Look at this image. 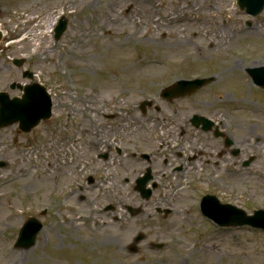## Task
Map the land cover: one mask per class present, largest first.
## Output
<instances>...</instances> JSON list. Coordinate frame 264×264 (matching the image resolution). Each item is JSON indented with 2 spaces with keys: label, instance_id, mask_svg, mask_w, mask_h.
<instances>
[{
  "label": "rangeland",
  "instance_id": "obj_1",
  "mask_svg": "<svg viewBox=\"0 0 264 264\" xmlns=\"http://www.w3.org/2000/svg\"><path fill=\"white\" fill-rule=\"evenodd\" d=\"M62 14L69 25L56 39L55 26ZM247 18L236 0H0V90L20 94L9 85L32 81L23 76L31 69L34 80L45 84L53 98V115L31 132L20 131L17 123L0 128V159L9 161L0 169V264H264V229L219 226L200 213L198 198L211 185L210 176H200L201 182L178 171L170 178L160 176L151 198H143L135 184L145 161L139 155L131 157L137 144L142 150L159 146L155 131L173 134L176 145L188 140L193 150L202 144L203 131L192 124L184 125L186 133L181 135L179 127L156 126L153 118L162 122L163 115L155 109L148 108L147 113L139 109L143 98L160 91L165 71L182 67L186 76L223 73L219 78L232 86L238 104L245 107L233 117L241 142L249 149L238 156L256 157L249 167L237 161L238 174L221 168L215 175L218 184L210 191L249 213L264 207V176L259 174L264 173V91L242 80L246 66L264 60V11L250 17L259 23L258 29L246 31ZM219 39L225 41L223 46ZM242 51L253 60L234 54ZM20 57L24 61L14 63ZM211 81L205 85L212 86ZM205 88L209 89L206 86L195 96L214 99L222 85L212 87L210 95ZM195 96L191 101L180 98L183 118L166 120L182 122L190 117L184 118V112L216 111V103L212 107L191 103ZM115 111H123L125 117L116 119L126 134L124 140H110V146L94 134L88 114L103 122L106 112ZM207 139L215 148L202 159L212 160L218 145ZM116 140L129 144L131 151H116ZM88 144L95 145L93 157L87 153ZM227 145L225 149L231 148ZM106 150L110 157L99 158L97 154ZM227 156L222 158L224 166ZM99 164L108 165L105 172L92 169ZM162 164L157 162L159 168ZM249 169L255 173L249 174ZM89 174L96 181L82 198L76 182L86 183ZM186 182L198 187H183ZM109 204L114 208H106ZM128 205L143 210L132 215ZM157 205L175 209L170 220L157 214ZM31 215L44 223L37 242L15 246ZM184 216L188 220L183 221ZM139 232L146 237L133 253L128 246ZM157 242L164 246L158 248Z\"/></svg>",
  "mask_w": 264,
  "mask_h": 264
},
{
  "label": "flooded vegetation",
  "instance_id": "obj_2",
  "mask_svg": "<svg viewBox=\"0 0 264 264\" xmlns=\"http://www.w3.org/2000/svg\"><path fill=\"white\" fill-rule=\"evenodd\" d=\"M258 16V15H257ZM256 16V17H257ZM255 17V18H256ZM252 21V20H251ZM259 23H257L258 25ZM253 26V25H252ZM160 64V62H158ZM150 64V63H147ZM145 64V65H147ZM177 71H168L166 74H163V76H165V78H163V80H168L166 78H170L172 80L179 78V77H191L193 75H188L186 76L185 74H188L187 72H184L185 70L182 67H179L178 69L176 68ZM210 75L212 73H204V75ZM223 74V73H217V75H215V73H213L212 75L216 76L217 78L213 79L211 81L212 86H209L211 84H207V85H203V87L201 89H199L198 91L188 94V95H184V96H180L178 98H173V99H161L163 106L159 107L157 104L155 105H150L148 108L151 109H155V112L160 115L162 114L163 117V121H159L160 118L156 116L154 117V114H152V117H154L153 119L156 120V126L161 127L162 129H169L171 127H179L181 128V132L180 134L183 135L184 133H186L185 131V127L184 125L186 124H192L193 127L197 130H202V134H201V140H202V144H200L199 146L195 147L193 150V147H191V144L188 140H181L182 143H177L176 147H169L168 149L166 148V145H168L167 142L164 143L161 142L159 147H154V149L152 150L151 154L149 157L144 156L142 154V160L145 161V163L143 164V168L140 171V174H142L143 172L147 171V166L150 165L152 166L154 172H155V176H161V177H166V178H170L171 175H174L175 173H177V171L181 174H186L188 176L191 175H207V176H215V175H220V171L221 168H223L222 170L227 173H241L239 171V169L234 168V165L236 164V162L239 161L241 162L242 167L245 166H250L253 162V160L255 159V154H249L247 157H244L242 160H240L239 156L243 151H248L249 149L247 147H245L243 145V143L241 142V138H240V134L237 131V125L239 124L237 121H235V119L233 118L236 111H240L242 109H244L245 107H240L236 101L234 99H236V95L234 94L233 90H232V86L226 85L222 82V79L219 78V76ZM171 76V77H168ZM160 77V76H159ZM221 83L222 85V90H220V92H217V90H215L217 93L214 94V99H200L199 97H196L195 94H197L198 92H203V88L208 86V90L207 88H205L204 90L209 92V95L214 91L213 89L215 87H219V84ZM213 87V89H212ZM226 88V89H224ZM216 89V88H215ZM208 92H204L203 94L206 95ZM193 97V102L194 104H200L203 105V107L205 105H208L210 107H212L215 103V112H213L214 108H207L208 111L210 112H204L207 113L211 118H213L215 120V126H212L210 130H205L203 128V122H195L192 120V116H186V112H184V118H188L187 121H175V122H169L168 120H166L167 118H171V117H178V118H183L182 116V110L181 107L184 105L183 102L180 100V98H188V101H191V97ZM219 96V98H218ZM216 100V101H215ZM191 105V104H190ZM146 108L144 111L141 109V106L139 105V109L141 110L142 113H147L149 111V109ZM204 109V108H203ZM117 112V114H114L113 112H106L104 115H106L107 120H103V122L101 121L99 123V126L95 127V121H94V116L92 115V113L88 114L89 120H90V126L94 132V134L98 135L99 139H103L107 144H110V140H112L113 138L116 139H120V140H124V135L126 134V130L123 126V123H121L122 121H117L116 118H124L125 116L122 114L123 111H115ZM233 114V115H232ZM141 117H139V121H140ZM234 119V120H233ZM114 133V136H111V134ZM156 133V131H155ZM167 133V132H166ZM169 134V133H167ZM205 136H204V135ZM227 134L230 138H231V143L228 142L227 140L224 141V135ZM106 135V136H104ZM247 136L250 137L249 132L246 133ZM223 136V137H220ZM207 137H210L215 144L218 145V148L216 147V152H215V158H213L212 160L210 158H204L202 159L203 153H210L211 149L215 148L211 142V140L208 142ZM226 137V136H225ZM249 137L247 139H249ZM130 140L133 139H138L135 137H129ZM149 139H152L151 134L149 135ZM168 140H173L176 141V139L173 137V134H169V137L166 138ZM142 140V139H141ZM156 141V140H155ZM116 143L120 142V141H115ZM230 143L231 144V148H227L225 149V146H228L227 144ZM249 144L251 145V142H249ZM87 146V153L88 155L91 154L92 157L94 156L95 153V145L94 144H88ZM109 146V147H110ZM254 146V145H252ZM238 147V151L237 153L234 152L235 148ZM209 148V149H208ZM111 149V147H110ZM118 152H122V150L120 149V147L115 146V148ZM93 150V151H92ZM188 150H190V152H188ZM226 151V152H224ZM192 152V153H191ZM107 154L108 157H110V151H105V152H99L97 155L99 158H102L104 154ZM229 154V156H227L226 158L229 159L228 164L226 166L222 165V163L224 162L222 160V158L225 157V154ZM91 155H89L91 157ZM96 156V154H95ZM135 158L137 157L136 154H134ZM94 161L95 158H93ZM108 159V158H105ZM230 159H235V160H230ZM161 160L162 161V166H160V168L157 166V162ZM226 160V159H224ZM177 161V162H175ZM248 161V164H245V162ZM198 162H201L202 164H199ZM203 162L205 163L203 165ZM88 169H91V162L86 164ZM108 168L107 164H102V165H94L92 167V169H94L95 171L98 170V172L100 171H105ZM247 172V171H245ZM258 172V171H257ZM255 170L254 169H249V174H254ZM64 173L61 172V175L58 174V176H62ZM91 177V175L87 176V180H89ZM63 179V178H62ZM220 183V182H219ZM77 186L79 187V190H87L89 187L88 185H84V184H80L79 181L76 182ZM218 184V182L216 183ZM80 197H85L84 195H81ZM163 214L162 218L163 220H170L171 219V214L173 213V211H171L170 213H166L164 210L160 211L158 209L157 214ZM188 220V217H183V221ZM174 221V219H173Z\"/></svg>",
  "mask_w": 264,
  "mask_h": 264
},
{
  "label": "water",
  "instance_id": "obj_3",
  "mask_svg": "<svg viewBox=\"0 0 264 264\" xmlns=\"http://www.w3.org/2000/svg\"><path fill=\"white\" fill-rule=\"evenodd\" d=\"M241 6L254 12H259L264 7V0H239ZM65 28V22L57 27V37ZM1 38V31H0ZM20 63L21 60H16ZM254 77L258 83L264 84V68L252 69ZM14 87L15 84H12ZM22 87V86H20ZM24 93L22 96L10 97L6 91L0 92V126H4L14 121L20 120V127L23 130H30L37 125L41 118H48L51 114V97L45 87L38 82L31 85L23 86ZM5 164V162H1ZM150 176L140 177L137 188L147 197L151 194V189L146 188L147 180ZM202 207L206 214L216 219L220 224L237 225L250 223L254 226L264 227V210H256L255 214L248 215L243 209L233 210L229 205H222L215 196H207L202 202ZM131 210L133 209L130 207ZM42 223L35 217H30L20 230L19 238L16 245L29 247L36 241L38 232ZM142 238L141 235L136 237V241ZM132 251H136L135 244L130 246Z\"/></svg>",
  "mask_w": 264,
  "mask_h": 264
},
{
  "label": "bare ground",
  "instance_id": "obj_4",
  "mask_svg": "<svg viewBox=\"0 0 264 264\" xmlns=\"http://www.w3.org/2000/svg\"><path fill=\"white\" fill-rule=\"evenodd\" d=\"M254 63H256V62H254Z\"/></svg>",
  "mask_w": 264,
  "mask_h": 264
}]
</instances>
